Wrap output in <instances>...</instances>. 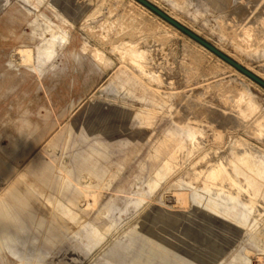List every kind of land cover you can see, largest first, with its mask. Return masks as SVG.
<instances>
[{"label":"rangeland","instance_id":"374dc122","mask_svg":"<svg viewBox=\"0 0 264 264\" xmlns=\"http://www.w3.org/2000/svg\"><path fill=\"white\" fill-rule=\"evenodd\" d=\"M149 1L264 76V0L223 12L205 0ZM135 3L0 0V105L60 50L68 82L75 66L83 84L41 144L0 130V264H264V88ZM92 107L109 121L84 140ZM79 154L99 176L76 168ZM35 162L53 171L34 174Z\"/></svg>","mask_w":264,"mask_h":264},{"label":"crops","instance_id":"0c3cea01","mask_svg":"<svg viewBox=\"0 0 264 264\" xmlns=\"http://www.w3.org/2000/svg\"><path fill=\"white\" fill-rule=\"evenodd\" d=\"M207 4L215 11L223 12L230 9L235 0H205ZM4 16V15H3ZM2 16V17H3ZM0 17V18H2ZM2 24V19H0V25ZM26 26L22 29V36L26 38H31L25 34ZM21 45V44H20ZM63 50H60V58L57 61L56 65L53 68H47L40 75L37 72H34L33 75H29L27 77V87L24 84H18L15 89L11 91V97H13V104L11 107H5L0 105V130H18L21 133L17 134V136L24 140L21 144L24 145H36L41 144L45 139V134L43 131L46 129L52 128V116L56 115V111L61 112L62 108L67 104L69 96L72 95V91L75 90L78 92L80 88H83V84L80 83V80H77V69L74 66L72 70V74L70 77V81L68 82V75L66 68L63 63ZM4 59L0 57V66H3L5 63ZM70 83V84H69ZM19 105H23L20 107ZM8 110H6V109ZM95 107L90 109V112L93 113L94 117L91 118L84 126L83 132L81 133V137L84 140H87L90 136H92L98 130L99 123H107L109 119L104 121L100 119L98 113L95 114ZM73 126L69 125L67 128L68 134L71 133ZM106 131L110 130L109 125L106 127ZM26 131L28 132L26 134ZM1 136V135H0ZM3 136V135H2ZM39 141H38V140ZM107 146L103 147H94L92 146L91 153L97 154L99 156H107L106 153ZM43 148L39 150L42 152ZM38 152V153H39ZM76 168L87 170L89 173L99 176L100 167L95 166L93 162L90 161L88 156L79 154L76 158ZM57 172H62V168L59 166L56 168ZM30 170L33 171L34 174L37 175H46V173L53 171V166L50 164L44 165L43 163H33L30 166ZM70 169L66 170V174L62 176L63 181L68 185L71 184L73 177L70 174ZM23 172V171H21ZM24 174V173H23ZM67 177V178H66ZM78 185L84 186V183L78 182ZM76 191L79 193L81 197L85 196V191L83 189L76 188ZM21 194L22 192H17ZM23 194V193H22ZM25 194V191H24ZM20 196L16 200H19ZM11 210L13 208L11 206ZM23 211L26 212L24 208ZM28 218L30 217V213L26 212ZM14 220L18 225L28 226L27 223L22 221L13 211Z\"/></svg>","mask_w":264,"mask_h":264},{"label":"water","instance_id":"95a60500","mask_svg":"<svg viewBox=\"0 0 264 264\" xmlns=\"http://www.w3.org/2000/svg\"><path fill=\"white\" fill-rule=\"evenodd\" d=\"M136 1H138L139 3L147 7L149 10H151L153 13H155L156 15H158L159 17H161L162 19H164L165 21L176 27L178 30L189 36L191 39L203 45L212 53H214L215 55H217L218 57H220L230 65H232L235 69H237L238 71H240L241 73H243L244 75H246L247 77H249L250 79H252L253 81H255L264 88V79H262L254 72L243 66L241 63H239L238 61H236L235 59H233L232 57H230L229 55H227L226 53H224L223 51H221L211 43H209L207 40L199 36L197 33L192 31L191 29H189L188 27H186L185 25H183L182 23H180L170 15H168L158 6H156L149 0H136Z\"/></svg>","mask_w":264,"mask_h":264},{"label":"bare ground","instance_id":"6f19581e","mask_svg":"<svg viewBox=\"0 0 264 264\" xmlns=\"http://www.w3.org/2000/svg\"><path fill=\"white\" fill-rule=\"evenodd\" d=\"M132 1H135L136 3H138L140 6H142V7H144V8H147V7H145L144 5H142L141 3H139L138 1H136V0H132ZM135 3V4H136ZM137 5V4H136ZM148 9V8H147ZM244 14V13H243ZM167 22V21H166ZM168 23V22H167ZM171 27H173V29H175V31H180V30H178L176 27H174L173 25H171L170 23H168ZM60 32V31H59ZM261 34L262 35H264V32L263 31H261ZM53 39H55V38H53ZM177 41V40H176ZM197 44H199L198 42H196ZM86 44V43H85ZM170 44H171V42H170ZM169 44V45H170ZM202 48H204V49H206L207 51H209L210 53H212L210 50H208L207 48H205L203 45H201V44H199ZM176 47V46H175ZM174 47V48H175ZM166 49V48H165ZM20 53L22 54V57L24 58V59H26V60H31V57H32V51H31V49H29V48H23V49H21L20 50ZM176 54V53H175ZM174 56H176V55H174ZM94 57V56H93ZM218 57V56H217ZM220 58V57H219ZM221 59V58H220ZM221 61H224L223 59L221 60ZM225 63H227L226 61H224ZM227 65H228V67L230 68V69H232V71H238L237 69H235L232 65H230L229 63H227ZM178 67V66H177ZM245 67H247V66H245ZM249 70H251L249 67H247ZM252 71V70H251ZM254 72V71H253ZM176 73V72H175ZM256 75H258L259 77H261L262 79H264V76H260L258 73H256V72H254ZM181 74V73H180ZM243 74V73H242ZM244 75V74H243ZM200 89V88H199ZM233 99V98H232ZM190 136H193V132H191L190 134H189ZM1 163L8 169V170H10V171H13V170H15V168H14V166L11 164V163H9V162H6L5 160H3V161H1ZM169 166V165H168ZM67 178V177H66ZM66 182V181H65ZM27 187V186H26ZM27 192L30 194L31 192H34V193H36V190L34 189V188H32V187H30V189L29 190H27ZM32 194V193H31ZM12 195H13V198L15 199V200H17L18 199V195L16 194V193H12ZM88 195H94V193L93 192H85V196L87 197ZM186 195V194H185ZM84 196V197H85ZM180 196H181V194H180ZM180 199H181V197H180ZM41 201V200H40ZM90 201V200H89ZM94 201V200H93ZM45 204V203H44ZM91 203L90 202H88V205H90ZM5 205L10 209V211L12 212V210H11V206H10V204L7 202V200L5 199ZM49 205V204H48ZM85 206V205H84ZM48 207V206H47ZM57 214V213H56ZM55 215V214H54ZM28 229H29V227H25L24 228V231L27 233L28 232ZM95 231H99L98 229H94ZM14 234V233H13ZM35 244H36V241H35ZM38 248L41 250V248L38 246ZM41 252V251H40ZM39 253V252H38ZM63 253V252H62ZM34 256V255H33Z\"/></svg>","mask_w":264,"mask_h":264}]
</instances>
